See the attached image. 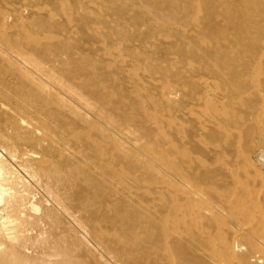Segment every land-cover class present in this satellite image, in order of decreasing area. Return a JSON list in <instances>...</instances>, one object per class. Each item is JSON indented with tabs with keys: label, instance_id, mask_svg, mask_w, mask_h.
<instances>
[{
	"label": "bare ground",
	"instance_id": "6f19581e",
	"mask_svg": "<svg viewBox=\"0 0 264 264\" xmlns=\"http://www.w3.org/2000/svg\"><path fill=\"white\" fill-rule=\"evenodd\" d=\"M195 1L189 0L185 25L191 104L208 106L209 79L217 76L227 99L223 108L246 106L234 115L236 122L253 121L264 104L256 78L264 71V10L257 0H239L224 9L207 0L197 9ZM13 4L0 2V264L27 263L31 256L40 264H74V244L56 233V210L118 264H158L156 254L169 246L182 255L179 264L200 263L209 231L193 237H175L172 232L171 243L156 213L147 204L136 206L141 201L139 177L120 190L117 184L126 167L105 165L106 158L97 154L104 146L88 139L91 154L77 156L79 117L95 118L103 132L108 123L119 122L106 108L109 76L71 55L70 47L50 51L30 38L23 12L27 0L11 14ZM228 30H234L231 43L225 35L219 38L220 31ZM230 97L236 101L230 102ZM221 122L231 125L228 111ZM200 127L190 135L192 140L206 139ZM259 144L264 145V137ZM153 149L150 171L163 174L171 164ZM146 167L139 163L130 170ZM173 169L188 194L198 199L199 216L207 217L209 230L220 220L228 222L222 240L228 264H264V177L257 186L229 165L197 173ZM31 186L48 198L39 216L31 213L38 210Z\"/></svg>",
	"mask_w": 264,
	"mask_h": 264
},
{
	"label": "rangeland",
	"instance_id": "374dc122",
	"mask_svg": "<svg viewBox=\"0 0 264 264\" xmlns=\"http://www.w3.org/2000/svg\"><path fill=\"white\" fill-rule=\"evenodd\" d=\"M3 1L14 3L10 7L11 14L22 4V0H0ZM205 1L196 0V8L201 9ZM207 1L224 9L233 7L239 0ZM257 1L264 10V0ZM27 3L23 12L30 38L50 51L70 47L71 55L93 64L110 79L111 98L106 108L119 122L116 125L108 123L103 132L95 118L82 121L79 117L77 156L91 154L86 139L99 148L104 146L97 154L106 158L105 165L126 167L118 188L121 190L140 178L141 201L136 206L147 204L156 213L171 243L172 232L175 237L181 233L184 237H193L207 230L210 235L206 240L205 257L197 264H228L222 248L228 222L220 220L209 230L207 217L199 216L198 199L188 194L173 168L197 173L204 168L219 169L229 165L251 185H261L264 145L259 144V139L264 137V104L258 107L255 120L237 123L234 115L246 111L247 107L234 108L229 104L223 108L227 99L222 79L217 76L209 79L208 106L191 104L185 26L189 0H120L118 3L110 0H27ZM156 3L160 4L159 8H154ZM172 16L177 20L172 21ZM224 35L228 37L226 43H231L234 30L220 31L219 38ZM256 76L261 83L257 88L264 99V71ZM229 100L234 103L236 98ZM225 110L232 119L228 126L221 122ZM80 114L86 115L84 111ZM199 127L206 139L192 140L190 135ZM207 134L210 136L206 137ZM250 144L253 147L248 152ZM153 147L159 158L171 164L163 174L150 171L148 157ZM139 163L149 167L141 172L130 170ZM30 191L36 194L32 201L38 208L31 213L39 216L48 198L36 186H31ZM56 214V233L74 244V264H118L96 241L80 233L60 211L56 210ZM156 257L158 264H173L172 261L179 264L182 255L169 246L160 249ZM30 258L27 263L8 264H40L35 257Z\"/></svg>",
	"mask_w": 264,
	"mask_h": 264
}]
</instances>
